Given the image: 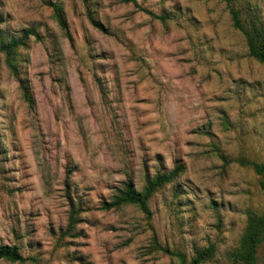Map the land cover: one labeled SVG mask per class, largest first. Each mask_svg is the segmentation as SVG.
<instances>
[{
  "label": "rangeland",
  "instance_id": "rangeland-1",
  "mask_svg": "<svg viewBox=\"0 0 264 264\" xmlns=\"http://www.w3.org/2000/svg\"><path fill=\"white\" fill-rule=\"evenodd\" d=\"M235 2L264 23V0ZM136 3L0 0V34L35 27L44 37L19 51L33 109L0 54V244L34 258L21 264H176L154 240L188 258L213 245L203 264H240L231 252L247 213L264 211L258 177L237 162L264 163V66L225 2ZM176 161L185 171L152 198L150 221L133 206L100 209L128 177L140 190ZM70 201L85 211L60 239Z\"/></svg>",
  "mask_w": 264,
  "mask_h": 264
},
{
  "label": "trees",
  "instance_id": "trees-1",
  "mask_svg": "<svg viewBox=\"0 0 264 264\" xmlns=\"http://www.w3.org/2000/svg\"><path fill=\"white\" fill-rule=\"evenodd\" d=\"M85 1V0H84ZM124 4L137 6L136 0H120ZM225 2L233 28L239 31L247 49V56L264 66V23L259 19L256 13L247 7H237L236 0H222ZM52 9L53 18L59 28L68 36L67 23L62 6L59 3H48ZM147 15L154 19L165 22L171 20L170 14L155 15L154 13L141 9ZM93 26L100 31L105 29L100 23L91 19ZM33 39L36 42H42L44 37L35 27H28L18 32L17 36L6 38L0 34V54L4 57V63L7 70L14 77L18 84V89L22 100L30 109L34 107V97L28 80L21 74L19 66V51L28 47V42ZM220 157L225 160L224 155ZM241 166H249L258 177V186L264 193V163L249 161L245 158L237 161ZM185 166L180 161H176L171 170L158 171L152 176H146L143 187L138 190L131 178L121 182L120 187L115 189L113 196L109 201H103L100 205L101 210L120 209L125 206L135 207L146 220L150 221L152 211L150 202L152 198L167 185L173 184L184 173ZM85 210L80 203L69 202L67 222L60 232V239L73 238L79 223L81 213ZM264 243V211L256 213L250 211L246 216V223L243 233L240 236L238 247L231 252L233 262L240 264H257L258 246ZM155 251H161L163 254L177 259L176 264H203L210 261L215 254V247L209 245L204 248H194L193 253L188 258L180 252L171 251L168 248L161 247L155 240L152 242ZM32 257H24L16 246L0 244V261L9 263H25L33 261ZM175 264V263H172Z\"/></svg>",
  "mask_w": 264,
  "mask_h": 264
}]
</instances>
